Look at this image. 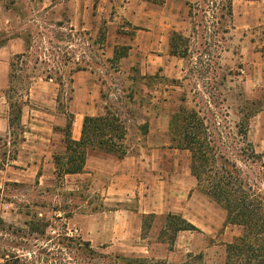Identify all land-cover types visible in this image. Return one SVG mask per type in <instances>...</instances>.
I'll list each match as a JSON object with an SVG mask.
<instances>
[{
    "label": "rangeland",
    "instance_id": "374dc122",
    "mask_svg": "<svg viewBox=\"0 0 264 264\" xmlns=\"http://www.w3.org/2000/svg\"><path fill=\"white\" fill-rule=\"evenodd\" d=\"M53 1L61 5L46 7L49 0H0V4L14 5L30 26L22 29L30 49L15 61L14 78L6 89L12 102L30 104L28 119L39 126L36 120L44 121L43 126L48 127L49 104H57L53 90L59 88L60 104H71L75 73L91 71L100 85L99 104L127 122L129 154L148 148L144 122L155 133L150 141L154 148L166 151L162 156V196L158 199L162 213L145 220L150 226H145L147 232L142 236H151L154 241L168 214H186L180 210L187 203L188 216L199 228L176 238L173 245L152 244L159 255L172 254L171 259L147 260L184 264L190 255L203 254V264H223L225 244L243 229L225 226V210L200 188L195 187L185 197L181 194L173 172L176 163L191 166V152L175 147L171 122L175 119L174 125L179 127L184 110L195 111L204 122L216 166L222 165L224 156L237 164L250 183L264 190L261 164L248 159L252 149L264 153V0H232V14L229 0H164L147 6L143 0H135L139 6L127 8L128 0ZM160 20L164 48H135L132 41L144 33L137 30L149 31L148 27ZM174 32L186 38L178 47L184 56L174 55L164 67L144 75L148 66H158L147 61L149 55L171 54L169 43ZM6 38L0 33V43ZM31 89L33 99L25 101ZM6 105L0 102L3 115ZM245 126L247 139L242 133ZM23 130H15L12 137L5 124L0 129V251L16 254L20 264H129V259L137 258L84 246L85 240L74 232L75 215L107 206L100 194L90 190V176L56 180L53 154L64 150L62 146L32 158L35 164L31 166L28 158L14 162L16 150L23 145ZM142 194L147 196L148 192ZM127 205L135 208L136 202Z\"/></svg>",
    "mask_w": 264,
    "mask_h": 264
},
{
    "label": "crops",
    "instance_id": "0c3cea01",
    "mask_svg": "<svg viewBox=\"0 0 264 264\" xmlns=\"http://www.w3.org/2000/svg\"><path fill=\"white\" fill-rule=\"evenodd\" d=\"M141 3H144L146 6L156 5L144 0ZM135 4L136 7L139 6V2L135 0L129 2L128 0L125 3V7L127 8ZM47 5L46 7L54 8L61 4L49 0ZM144 5L142 4V6ZM135 10L138 12V8ZM22 18L23 15L14 5L7 3L0 4V33L7 35L6 41L0 45V102L2 104L3 102L7 103L6 115L2 114L1 110L3 109L0 108V115L3 116L0 118V129L3 124L6 125L7 129H10V102L6 96V89L10 85L11 62L15 56L28 53V46L26 39L23 37L22 29H28L30 26ZM148 29L149 31L138 29V32L144 33L137 34L132 41V45L138 49L149 46L163 47L165 44L162 35L163 22L160 20L158 23H154V26H149ZM114 44L118 45L119 41H114ZM172 56L174 55L170 53L165 57L161 55H149L147 61H150L149 63L151 64H158V66L157 68L148 66V68H145L146 70L144 69L143 74L146 75L147 73L156 71L161 66L164 67L166 62H168L167 59L172 58ZM151 57L155 58L152 59ZM74 88V99L71 101L73 104L68 105L60 104L58 96L60 93L59 88L53 90L52 97L55 98L54 102L57 104H49L51 107L50 115L46 118L47 121H50L48 122L50 124L48 127L43 126L45 125L44 121L36 120L37 123H41V126H39L34 125L31 122L32 119H28L30 104L24 102L20 121L26 130L23 131L22 148L18 150L14 162L17 163L20 159L28 158V166H31V164H35L32 162V158H38L54 147H64L65 136L61 129L67 124L68 112L74 115L72 125V138L74 140L81 138L83 121L86 116H99L106 113L107 108L104 109L103 105L99 104L100 85L91 71L76 72L74 75ZM29 97L33 99V89L30 90L25 101ZM62 106L63 110H61ZM44 131H49L50 133ZM165 131L166 129L163 128L162 134ZM9 135H11L10 131ZM145 136L148 148H142L138 153L128 154L124 158H119L116 155L107 154L102 151L89 150L84 171L66 176L67 179L90 176V190L100 194L102 203L108 207L86 215L76 214L74 221L79 235L85 241L90 242L93 248L125 256L143 257V259H171L172 254L159 255V252L153 249L154 245H152L165 246L168 243L161 242L158 238H154L155 240L152 241L150 240L152 239L151 236H142L144 216L162 213V210H158L159 207L162 209V205H158V199L160 200L162 196L161 189L164 183L162 156L166 153L164 149L159 147L154 148L155 145L151 144V137H155V133L153 134L150 124ZM34 149L37 152H34ZM52 166L55 170L54 162ZM175 168L173 180L178 185L181 194L185 197L192 189L197 187V179L191 172V166L181 167L176 163ZM76 189H79L78 185H76ZM145 190L148 192L147 196H143L142 194ZM140 195L142 197L138 200L139 206L137 199ZM133 201L136 202L135 208L127 205L128 202ZM188 205L187 203L186 208H181L180 211L181 213L185 211L187 215L183 214L182 217L193 223L192 219L188 216ZM155 208L157 209L155 210ZM186 232L188 231H180L176 238H181ZM140 252L142 253L141 255L136 254Z\"/></svg>",
    "mask_w": 264,
    "mask_h": 264
},
{
    "label": "trees",
    "instance_id": "16d2710c",
    "mask_svg": "<svg viewBox=\"0 0 264 264\" xmlns=\"http://www.w3.org/2000/svg\"><path fill=\"white\" fill-rule=\"evenodd\" d=\"M154 4H162L164 0H146ZM229 14H232V0L228 2ZM186 38L174 32L171 38V54L184 56L178 49ZM6 41L3 40L0 45ZM28 51L30 49L27 41ZM27 53V52H26ZM26 53L17 55L11 62L10 83L14 78L13 69L15 61L26 56ZM123 57V55H121ZM115 58H118L117 51ZM10 102V134L13 137L15 130L21 129V114L24 102H12L10 91L6 92ZM74 115L67 113V124L61 129L64 133V150L53 154L54 173L56 180H62L67 175L82 173L85 169L89 150L102 151L107 154L124 158L129 154L126 144L128 135L127 122L118 113L107 108L106 113L99 116H86L83 121L82 134L79 140L72 138V125ZM249 117L246 118V123ZM172 119L171 129L174 132L172 141L175 147L191 152V172L197 179V187L209 195L226 212L225 226H239L242 233L226 246L225 261L223 264H264V190L243 177L241 169L236 163H231L222 156V165L216 166L217 157L209 146V138L203 120L193 110H184L183 121L175 126ZM149 125L142 126L143 134L148 132ZM24 131V130H23ZM244 139H247L248 128H242ZM17 135V134H16ZM17 155V150L15 152ZM16 155L13 160H16ZM248 159L259 162L264 179V153H256L254 149ZM264 184V181H263ZM154 214L144 216L143 232H147L145 226H150L145 220ZM166 223L159 233L161 242L173 245L180 231H199V228L181 215L169 213ZM149 230V229H148ZM87 249H91L88 241L84 242ZM190 259L184 264H191L190 260H200L203 264V254L190 255ZM15 258L16 261H13ZM16 254H7L0 251V264H20ZM129 264H154L155 262L143 258H131ZM157 264H166L165 261H157ZM197 263V262H196Z\"/></svg>",
    "mask_w": 264,
    "mask_h": 264
},
{
    "label": "built area",
    "instance_id": "2783aa9c",
    "mask_svg": "<svg viewBox=\"0 0 264 264\" xmlns=\"http://www.w3.org/2000/svg\"><path fill=\"white\" fill-rule=\"evenodd\" d=\"M74 232H77V230H75ZM74 232L72 230H70L69 234L73 235Z\"/></svg>",
    "mask_w": 264,
    "mask_h": 264
}]
</instances>
